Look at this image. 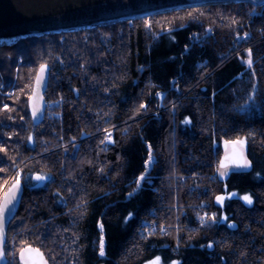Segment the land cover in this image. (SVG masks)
I'll use <instances>...</instances> for the list:
<instances>
[{"label": "trees", "instance_id": "16d2710c", "mask_svg": "<svg viewBox=\"0 0 264 264\" xmlns=\"http://www.w3.org/2000/svg\"><path fill=\"white\" fill-rule=\"evenodd\" d=\"M8 43H0V198L17 174L23 192L6 264H20L28 246L48 264H264V3ZM41 64L46 109L34 126L27 99ZM234 140L251 168L220 180L221 144Z\"/></svg>", "mask_w": 264, "mask_h": 264}, {"label": "water", "instance_id": "95a60500", "mask_svg": "<svg viewBox=\"0 0 264 264\" xmlns=\"http://www.w3.org/2000/svg\"><path fill=\"white\" fill-rule=\"evenodd\" d=\"M240 2L261 5L264 0H0V43L6 44L9 41L25 39L29 35L60 33L87 29L110 22L143 19L184 8L231 5ZM41 66H44L43 73L40 71ZM38 75L42 76L39 84L37 83ZM48 76L49 67L46 64H41L32 81L30 96L27 99V111L34 126L41 124L44 119L46 109L44 92L47 87ZM34 107L38 109L35 118L33 117ZM245 164L248 166L244 167ZM250 168L247 147L243 142L234 140L221 144V155L216 168L218 179L225 180L230 174L246 173ZM221 172L225 175L222 176ZM37 176L39 175H33L32 182H39L36 179ZM14 182L7 187L1 196L0 206L4 205ZM20 184L21 188L16 194V200L8 205L11 211L5 209L4 212L2 233L4 245L7 228L17 213L23 192L22 183L20 182ZM215 204H218L216 198ZM227 228L235 230L236 225L229 222ZM28 248L37 249L32 246L22 248L18 252L20 264H26V262L32 264V261L39 262L40 257L35 252L26 251ZM209 249L211 250V247ZM39 252L42 253L40 250ZM22 253L23 259L21 258ZM43 260L46 261L44 255ZM6 262L4 255L3 259H0V264H6Z\"/></svg>", "mask_w": 264, "mask_h": 264}, {"label": "snow or ice", "instance_id": "6c2138e0", "mask_svg": "<svg viewBox=\"0 0 264 264\" xmlns=\"http://www.w3.org/2000/svg\"><path fill=\"white\" fill-rule=\"evenodd\" d=\"M252 54H251V50L248 51V59L246 61V63L248 64L249 68H251L252 66V58H251ZM41 73H43L44 71V66H41ZM42 79V76L38 75L37 77V83L39 84V81ZM7 107V106H5ZM141 107H145L144 105H141ZM38 109L36 107L33 108V117L35 118L36 116V113H37ZM185 123H189V121L185 120ZM105 140L109 141V142H112L111 141V134L109 133L106 137H105ZM150 148V146H149ZM152 162V157H151V154H149V158H148V163L151 164ZM244 167H247L248 165L245 164L243 165ZM0 171H3V169H0ZM221 175H225V173L221 172ZM144 176L141 175V177L139 178V180L136 181L137 183V187L140 186V181L141 180H144ZM36 179L38 181H43L45 179L44 176H37ZM20 188H21V184H20V177H19V174H17L16 178H15V182L13 183L11 189H10V192H9V195H8V198L6 199L5 203L3 206H0V259H3L4 257V238H3V224H4V212H5V209H8V211H11V209L8 208V205L9 204H12L13 201L16 200L17 198V193L20 191ZM129 195L131 196L132 193H129ZM236 193H232L230 194L229 198H231V196H235ZM225 199V197H222V196H218L216 197V200L218 203H223V200ZM241 199H243L246 203L248 204H251L252 203V200H251V197L250 196H243L241 197ZM214 219V217L212 218ZM226 219V218H225ZM203 220V218H202ZM229 227H232V225H229ZM101 228H102V225H101ZM208 247H211V245H209ZM26 251L28 252H35L37 256L40 257V260L39 262L37 261H32V264H47L46 261L43 260V254L39 252L38 249H31V248H28ZM99 254L101 256H104L105 255V252H104V242H103V238H101V241H100V251H99ZM21 258L23 259V253L21 254ZM27 264V262H26ZM148 264H160V258L159 257H156L153 261H149ZM173 264H178V262L176 261H173Z\"/></svg>", "mask_w": 264, "mask_h": 264}, {"label": "built area", "instance_id": "2783aa9c", "mask_svg": "<svg viewBox=\"0 0 264 264\" xmlns=\"http://www.w3.org/2000/svg\"><path fill=\"white\" fill-rule=\"evenodd\" d=\"M53 115H55L54 113H53ZM109 134V133H108ZM107 134V135H108ZM111 134V133H110ZM106 135V136H107ZM109 141H107L106 140V143H108ZM148 225H147V227H145L143 230H142V235H144V234H147L148 233V230L150 229V228H153L154 226H155V224L151 221V222H148L147 223Z\"/></svg>", "mask_w": 264, "mask_h": 264}, {"label": "rangeland", "instance_id": "374dc122", "mask_svg": "<svg viewBox=\"0 0 264 264\" xmlns=\"http://www.w3.org/2000/svg\"><path fill=\"white\" fill-rule=\"evenodd\" d=\"M146 18H147V17H146ZM51 116H53V113H51ZM108 133H111V132H108ZM108 133H107V134H108ZM107 134H106V135H107ZM105 143H106V140H105ZM105 143H104V144H105ZM41 182H42V181L38 182L37 184H41ZM5 191H6V190H5ZM5 191H4V192H5ZM2 195H3V194H2ZM2 195H1V196H2ZM229 196H230V195H229ZM231 197H234V196H231ZM242 202H243L244 204H246V205H250V204L246 203L243 199H242ZM152 222L154 223L155 221L152 220ZM148 232H149V230H148Z\"/></svg>", "mask_w": 264, "mask_h": 264}, {"label": "bare ground", "instance_id": "6f19581e", "mask_svg": "<svg viewBox=\"0 0 264 264\" xmlns=\"http://www.w3.org/2000/svg\"><path fill=\"white\" fill-rule=\"evenodd\" d=\"M6 44H10V43H6ZM10 94V93H9ZM7 96H9V95H7Z\"/></svg>", "mask_w": 264, "mask_h": 264}]
</instances>
